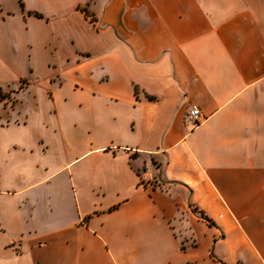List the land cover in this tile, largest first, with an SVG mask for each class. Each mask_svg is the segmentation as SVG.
Instances as JSON below:
<instances>
[{
	"label": "crops",
	"instance_id": "crops-1",
	"mask_svg": "<svg viewBox=\"0 0 264 264\" xmlns=\"http://www.w3.org/2000/svg\"><path fill=\"white\" fill-rule=\"evenodd\" d=\"M0 88V264H264V0H0Z\"/></svg>",
	"mask_w": 264,
	"mask_h": 264
},
{
	"label": "rangeland",
	"instance_id": "rangeland-1",
	"mask_svg": "<svg viewBox=\"0 0 264 264\" xmlns=\"http://www.w3.org/2000/svg\"><path fill=\"white\" fill-rule=\"evenodd\" d=\"M23 84L21 85V87H23ZM16 99L14 95H11L10 92H8L7 89H2L0 88V111L1 110H5L6 114H8L6 117V119L8 121L12 120V117L9 113L10 110L13 109V106L15 105V103H13V101ZM191 210V209H190Z\"/></svg>",
	"mask_w": 264,
	"mask_h": 264
},
{
	"label": "built area",
	"instance_id": "built-area-1",
	"mask_svg": "<svg viewBox=\"0 0 264 264\" xmlns=\"http://www.w3.org/2000/svg\"><path fill=\"white\" fill-rule=\"evenodd\" d=\"M184 119L187 123L192 125L193 127L197 126L202 121V116L197 107H191L184 116Z\"/></svg>",
	"mask_w": 264,
	"mask_h": 264
},
{
	"label": "trees",
	"instance_id": "trees-1",
	"mask_svg": "<svg viewBox=\"0 0 264 264\" xmlns=\"http://www.w3.org/2000/svg\"><path fill=\"white\" fill-rule=\"evenodd\" d=\"M198 214H199V216H200L201 219H203L204 221H206V222H207L208 224H210V225L212 224V223L209 221V219H207L202 213H199V212H198Z\"/></svg>",
	"mask_w": 264,
	"mask_h": 264
}]
</instances>
